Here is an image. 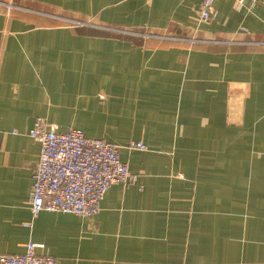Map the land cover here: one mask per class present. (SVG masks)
<instances>
[{"label":"crops","instance_id":"1","mask_svg":"<svg viewBox=\"0 0 264 264\" xmlns=\"http://www.w3.org/2000/svg\"><path fill=\"white\" fill-rule=\"evenodd\" d=\"M200 3L0 0V254L264 264V0ZM37 118L117 145L134 179L94 215L33 216Z\"/></svg>","mask_w":264,"mask_h":264},{"label":"built area","instance_id":"2","mask_svg":"<svg viewBox=\"0 0 264 264\" xmlns=\"http://www.w3.org/2000/svg\"><path fill=\"white\" fill-rule=\"evenodd\" d=\"M214 1L201 0L199 21H208L212 17ZM243 1L237 0V5ZM28 135L40 144L39 157L31 175L30 209L33 216L42 210L83 217L94 215L110 184L134 179L127 164L119 158L117 145L87 137L79 129L57 132L53 124L37 118ZM127 147L146 149L141 141H130ZM38 246L28 242L23 253L0 254V264H57L54 257L37 253Z\"/></svg>","mask_w":264,"mask_h":264}]
</instances>
